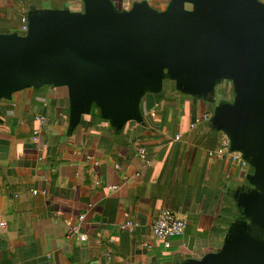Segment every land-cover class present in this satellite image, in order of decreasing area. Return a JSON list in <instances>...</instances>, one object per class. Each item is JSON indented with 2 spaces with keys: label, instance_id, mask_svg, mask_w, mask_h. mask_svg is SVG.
Returning a JSON list of instances; mask_svg holds the SVG:
<instances>
[{
  "label": "crops",
  "instance_id": "crops-1",
  "mask_svg": "<svg viewBox=\"0 0 264 264\" xmlns=\"http://www.w3.org/2000/svg\"><path fill=\"white\" fill-rule=\"evenodd\" d=\"M112 1L123 10L143 0ZM146 1L164 10L170 0ZM83 8L84 0H0V33L25 34L35 9ZM234 96L230 80L208 99L166 80L144 96L143 120L121 129L96 105L71 129L66 87L2 99L0 264H190L218 252L253 171L212 122L217 103ZM164 208L186 222L169 247L153 234Z\"/></svg>",
  "mask_w": 264,
  "mask_h": 264
},
{
  "label": "water",
  "instance_id": "water-1",
  "mask_svg": "<svg viewBox=\"0 0 264 264\" xmlns=\"http://www.w3.org/2000/svg\"><path fill=\"white\" fill-rule=\"evenodd\" d=\"M28 19L25 34L0 33V101L66 87L71 129L93 105L117 129L142 121L144 96L166 80L205 99L222 80L233 83V100L217 103L212 122L253 171L236 192L241 217L223 247L189 263L264 264V2L170 0L157 10L143 0L119 10L84 0L81 11L35 9Z\"/></svg>",
  "mask_w": 264,
  "mask_h": 264
},
{
  "label": "built area",
  "instance_id": "built-area-1",
  "mask_svg": "<svg viewBox=\"0 0 264 264\" xmlns=\"http://www.w3.org/2000/svg\"><path fill=\"white\" fill-rule=\"evenodd\" d=\"M27 30L28 24L25 23L21 26V32H26ZM206 117L209 118L210 115H206ZM141 154L144 156V150H141ZM239 158L242 162L247 163V161L243 159L241 155ZM2 225H4V223H2ZM128 225H130V223H128ZM185 228L186 222L183 218L179 217L174 210L164 208L160 211L153 224V234L155 237L162 240L167 247H169L171 239L182 235L185 231ZM78 230V226L71 227L69 229V233H75L78 232ZM80 239L84 242L88 239V237L85 233H80Z\"/></svg>",
  "mask_w": 264,
  "mask_h": 264
}]
</instances>
